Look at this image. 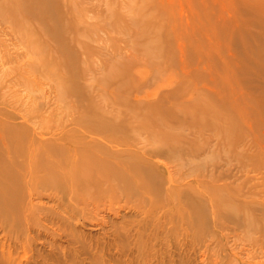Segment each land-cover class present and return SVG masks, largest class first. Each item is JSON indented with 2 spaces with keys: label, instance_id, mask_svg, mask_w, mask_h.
<instances>
[{
  "label": "rangeland",
  "instance_id": "obj_1",
  "mask_svg": "<svg viewBox=\"0 0 264 264\" xmlns=\"http://www.w3.org/2000/svg\"><path fill=\"white\" fill-rule=\"evenodd\" d=\"M21 1L0 0V161L22 163L0 264H264V0Z\"/></svg>",
  "mask_w": 264,
  "mask_h": 264
},
{
  "label": "bare ground",
  "instance_id": "obj_2",
  "mask_svg": "<svg viewBox=\"0 0 264 264\" xmlns=\"http://www.w3.org/2000/svg\"><path fill=\"white\" fill-rule=\"evenodd\" d=\"M26 1L27 0H22L19 4L22 6L23 4H24V2L26 3ZM45 1V0H44ZM37 4H36V3ZM43 2V0H28V2L27 3H29V8L32 6L35 10H37V11H40V12H47V8H46V4H47V2L45 1V4H43L42 3ZM103 130V129H102ZM84 132V131H83ZM100 138V137H99ZM29 141V140H28ZM39 145V144H38ZM114 145H116V144H114ZM12 147V146H11ZM117 147V146H116ZM12 150L14 151V153L18 156V157H20L21 158V156H24L25 155V151H24V149H23V146H22V141H20L19 143H16V145H14L13 147H12ZM34 154V153H33ZM16 157V156H15ZM25 157V156H24ZM38 157V156H37ZM48 157V156H47ZM25 159V158H24ZM2 161H4V160H2ZM6 162V161H5ZM14 161H12V160H8V162H6V163H1V161H0V169H2L1 171H3V173L5 174V171L7 170H10V172H11V167H14V168H17L18 166H21L22 167V163H20V164H17V163H13ZM7 163H9V164H7ZM70 163H68V165H69ZM97 167H98V169H101V170H105L106 169V166L104 165V164H102V163H98L97 164ZM73 171H75V173H80L81 172V176L80 177H73V179H72V183L73 184H76L77 186H79V187H81L82 189H83V191H84V179H85V177H84V175L85 174H83L84 173V170H83V168H79V167H77V165H74L73 166V168H72V165H71V167H70ZM12 170H13V168H12ZM6 171V172H7ZM1 175H2V173H0ZM11 174V173H10ZM9 174V175H10ZM6 175V174H5ZM4 175V176H5ZM48 175H49V173L48 172H45L43 175H42V177L43 176H45L46 178L48 177ZM3 176V175H2ZM7 176V175H6ZM11 176V175H10ZM4 178V177H3ZM2 178V179H3ZM1 179V178H0ZM70 179V178H69ZM4 180H5V178H4ZM12 180H14V179H12ZM51 180V179H50ZM10 181V180H9ZM9 181H7L8 183H9ZM41 181V180H40ZM43 181V180H42ZM44 181H46V180H44ZM6 182V181H5ZM14 183V182H13ZM12 183V184H13ZM0 184H4V186H5V183H0ZM7 184V183H6ZM3 185H2V187H4ZM12 186V185H11ZM6 187H8V186H5L4 187V190L6 189ZM1 189H3V188H1ZM8 189V188H7ZM6 189V190H7ZM5 190V191H6ZM2 192V191H1ZM0 192V194H3V193H1ZM8 192H11V191H7V193ZM11 193H13V192H11ZM9 194V193H8ZM10 195V194H9ZM8 195V196H9ZM13 195V194H12ZM16 195V194H15ZM6 196V195H5ZM8 196H7V198H8ZM14 196V195H13ZM13 196H12V198H13ZM3 198H4V196H3ZM3 198H0V199H3ZM10 198V197H9ZM5 199V198H4ZM11 199V198H10ZM10 199H7V202H9V200ZM14 199H17L16 197H14ZM1 201V200H0ZM11 201V200H10ZM15 202V201H14ZM13 202V203H14ZM5 203V202H4ZM1 204H3V201H2V203ZM6 204H9V203H6ZM15 204V206H14V208L16 209V203H14ZM3 206V205H2ZM7 206V205H6ZM11 206L12 205H10L9 207L11 208ZM1 207V206H0ZM6 208V207H5ZM4 207H3V209H5ZM7 209V208H6ZM1 211V210H0ZM4 211V212H3ZM11 211V210H10ZM15 211V210H14ZM14 211H12L13 213H14ZM2 212L4 213V215H5V213L6 212H8V210L7 211H5V210H2ZM2 212H0V213H2ZM11 214V213H10ZM3 215V214H2ZM8 215V214H7ZM6 216V215H5ZM4 216V217H5Z\"/></svg>",
  "mask_w": 264,
  "mask_h": 264
}]
</instances>
